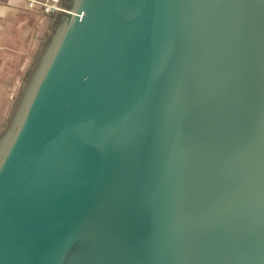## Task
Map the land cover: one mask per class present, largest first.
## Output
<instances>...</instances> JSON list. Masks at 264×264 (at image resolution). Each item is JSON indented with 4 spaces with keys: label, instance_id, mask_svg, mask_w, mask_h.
<instances>
[{
    "label": "water",
    "instance_id": "water-1",
    "mask_svg": "<svg viewBox=\"0 0 264 264\" xmlns=\"http://www.w3.org/2000/svg\"><path fill=\"white\" fill-rule=\"evenodd\" d=\"M0 264H264V0H61L0 133Z\"/></svg>",
    "mask_w": 264,
    "mask_h": 264
},
{
    "label": "crops",
    "instance_id": "crops-1",
    "mask_svg": "<svg viewBox=\"0 0 264 264\" xmlns=\"http://www.w3.org/2000/svg\"><path fill=\"white\" fill-rule=\"evenodd\" d=\"M57 12L27 0H0V133L5 129L31 66L53 29Z\"/></svg>",
    "mask_w": 264,
    "mask_h": 264
},
{
    "label": "built area",
    "instance_id": "built-area-1",
    "mask_svg": "<svg viewBox=\"0 0 264 264\" xmlns=\"http://www.w3.org/2000/svg\"><path fill=\"white\" fill-rule=\"evenodd\" d=\"M29 6H40V8L47 13L58 12L61 0H27Z\"/></svg>",
    "mask_w": 264,
    "mask_h": 264
}]
</instances>
